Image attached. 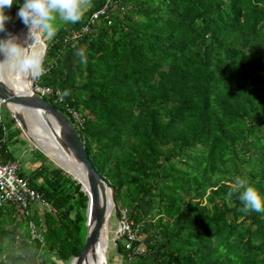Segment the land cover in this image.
Listing matches in <instances>:
<instances>
[{"label":"trees","instance_id":"1","mask_svg":"<svg viewBox=\"0 0 264 264\" xmlns=\"http://www.w3.org/2000/svg\"><path fill=\"white\" fill-rule=\"evenodd\" d=\"M104 2L44 43L35 82L69 90L79 124L44 99L72 122L114 208L141 223L145 251L127 256L117 233L119 264H264V213L227 195L241 177L264 196V0H114L122 10L109 23L68 39ZM6 112L0 161L19 163L7 146L21 131ZM17 174L47 206L0 205V264L68 263L83 244L86 194L45 160Z\"/></svg>","mask_w":264,"mask_h":264},{"label":"water","instance_id":"2","mask_svg":"<svg viewBox=\"0 0 264 264\" xmlns=\"http://www.w3.org/2000/svg\"><path fill=\"white\" fill-rule=\"evenodd\" d=\"M19 7L14 10L11 21L6 26L7 32L0 33V38H6L7 33L16 35L25 26L17 16ZM42 49L44 50V46ZM4 79H6L5 76L0 78V104L10 114L11 111L7 108V103L23 109V113L17 112L15 115H12L14 120L17 121L20 130L26 131L27 127H29L32 132L37 133L42 129L45 130L46 126H51L50 121H52L57 128L56 132L52 133L53 140L78 161L83 171L86 187H82L78 180H75L63 166L60 167L54 162L60 169L79 183V189L87 196L83 244L80 251L70 259L69 264H89L87 260L93 261L94 264H102V262L106 264L102 256L99 258L96 248L101 241L103 228L105 227V223L107 224V218L112 209L116 221L118 220L117 210L113 208L115 207L113 189L92 166L83 142L78 136L72 122L63 113L54 108L49 101L32 90L34 80H25L27 83L26 89L17 91L9 83H6Z\"/></svg>","mask_w":264,"mask_h":264},{"label":"clouds","instance_id":"3","mask_svg":"<svg viewBox=\"0 0 264 264\" xmlns=\"http://www.w3.org/2000/svg\"><path fill=\"white\" fill-rule=\"evenodd\" d=\"M13 4L14 0H0V33L7 32L6 22L11 21V17L5 11ZM90 6L91 0H23L17 16L27 28L26 37L22 42L12 33H7L6 38H0V78L10 73L29 81L39 79L45 73L43 65L46 50L34 51L37 38L42 34L49 39L53 38L58 31L57 20L75 24ZM79 55L83 57V52ZM81 62L86 61L82 59ZM69 94L67 89L57 92L61 101ZM235 193H239V200L244 205L243 211L264 213V196L246 178H234L228 198Z\"/></svg>","mask_w":264,"mask_h":264},{"label":"built area","instance_id":"4","mask_svg":"<svg viewBox=\"0 0 264 264\" xmlns=\"http://www.w3.org/2000/svg\"><path fill=\"white\" fill-rule=\"evenodd\" d=\"M113 1L114 0H105L101 7L89 14L87 20L78 30H71L69 32L68 39H74L88 33L93 29V25H96L101 21L109 23V13H112L113 11L114 13H117L122 10L121 6H111ZM116 9L119 11H115ZM32 90L43 98L48 96L52 98L53 102L63 103L67 115L76 123H81L82 117L79 112L73 106L66 103L65 98L63 101L60 100L57 95V92L60 91V89H52L46 85L33 82ZM18 169L19 163L17 161H0V205L12 202L22 210H25L30 204L47 206V203L41 198L40 194L33 188L29 187L27 178L17 174ZM118 213L119 216L117 223L119 229L115 233L116 235L117 233H120L124 236V246L129 249L127 256L131 257L143 253L145 251V244L139 235L141 223L128 218L129 211L126 208H119ZM29 235L30 240L37 238L41 241L40 235L34 230L31 222H29Z\"/></svg>","mask_w":264,"mask_h":264},{"label":"rangeland","instance_id":"5","mask_svg":"<svg viewBox=\"0 0 264 264\" xmlns=\"http://www.w3.org/2000/svg\"><path fill=\"white\" fill-rule=\"evenodd\" d=\"M62 25H64V22L57 20V27H60ZM25 33H27L26 30H25ZM39 38H40L41 42L37 39L38 40L37 41V47L34 49V51H39L40 48H42L44 46V43L49 40V38L44 34L39 36ZM41 43H42V45H41ZM64 69L67 70L66 65H65ZM33 82H35V80ZM5 109L6 108L3 105L0 107V116L4 121L7 122L8 119H6V118H7L8 113L6 112L7 109L6 110ZM10 117L13 120L15 126L19 127L17 121L14 120V118L12 117V114H10ZM17 139H18L17 141L10 142L8 144L7 148H8V151L17 160H19L20 172L25 173V174H29L30 170L35 166L36 162H38L39 159L45 160V162L48 164H50V162L53 165L56 163L55 157H52L53 159H51L48 155H46L47 152L43 148H42L43 149L42 150L39 146H37L34 143V141H32L29 137H27V135L24 134L23 131H21L18 134ZM43 142L46 144H49L46 140H43ZM56 164L60 167L65 166L66 169L68 168V166L64 163H56ZM37 207L39 209L41 208L40 205ZM141 207H145V209H147L148 211L151 209V208H149L150 207L149 204H146V203L143 204ZM112 211H113V209L111 210V212L109 213V216L107 218V225H106L107 235L105 233L103 240H102L101 256H102V258L105 259L106 264H119V262H121V258L114 251V248H113L114 247L113 238H115V236H116L115 232L119 229V225H118V223L116 221V217L113 215ZM144 236H146V234H144ZM106 237H107V239H106ZM140 238L143 239L142 234H140ZM117 242L120 243L121 241L118 240ZM55 264H61V263L59 261H55ZM62 264H69V262L68 263H62Z\"/></svg>","mask_w":264,"mask_h":264},{"label":"bare ground","instance_id":"6","mask_svg":"<svg viewBox=\"0 0 264 264\" xmlns=\"http://www.w3.org/2000/svg\"><path fill=\"white\" fill-rule=\"evenodd\" d=\"M25 30L27 31L26 26H24L16 34V36H18L20 38L21 42L26 37ZM37 39L39 40V38H37ZM39 41L41 42V40H39ZM41 45H42V43H41ZM41 49L42 48H40V50ZM0 58H2V57H0ZM5 78L6 79H4V80H6V83H9L11 85V87L17 91L25 90L27 87V83H26L25 79H22L19 75H12L9 73V74L5 75ZM6 106L11 111L12 115H15V113H17V112L23 113V109H21L20 107H17L16 105H12V104L7 103ZM50 124H51V126L50 125H49V127L46 126L45 130L42 129L37 133L32 132V130L29 127H27V130L23 131V132L25 135H27V137H29L32 141H34V143L37 146H39L41 149L43 148L47 152L46 155H48L51 159H53L52 157H55L56 163L66 164L68 166V168L66 169L65 166H63V168L71 176H73L75 180H78V182L82 185V187H86L85 177H84V174H83V171L81 169L80 164L68 151L61 148L57 143H55V141L53 140L52 133L56 132L57 128L52 121H50ZM43 140H46L49 144L44 143ZM106 225L107 224L105 223V227L103 228V235L101 236V239H100L101 241L97 245V248H96L97 253L99 255V258H101V253H102V240H103L104 234L107 231ZM87 261L89 262V264H94L93 261H91V260H87Z\"/></svg>","mask_w":264,"mask_h":264},{"label":"crops","instance_id":"7","mask_svg":"<svg viewBox=\"0 0 264 264\" xmlns=\"http://www.w3.org/2000/svg\"><path fill=\"white\" fill-rule=\"evenodd\" d=\"M19 171H20V168H19Z\"/></svg>","mask_w":264,"mask_h":264}]
</instances>
